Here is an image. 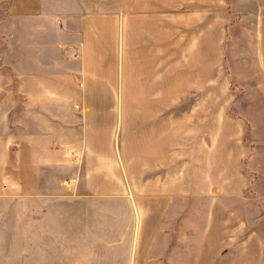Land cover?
<instances>
[{"label": "crops", "instance_id": "0c3cea01", "mask_svg": "<svg viewBox=\"0 0 264 264\" xmlns=\"http://www.w3.org/2000/svg\"><path fill=\"white\" fill-rule=\"evenodd\" d=\"M229 15L228 0H0V237L12 215L31 264H264L245 179L215 189L213 134L150 108L213 72ZM120 51L142 109L114 106Z\"/></svg>", "mask_w": 264, "mask_h": 264}, {"label": "rangeland", "instance_id": "374dc122", "mask_svg": "<svg viewBox=\"0 0 264 264\" xmlns=\"http://www.w3.org/2000/svg\"><path fill=\"white\" fill-rule=\"evenodd\" d=\"M259 6H264V0H228L230 21L224 24L222 36H214L216 45H221L222 49L213 52V72L199 68L197 84L187 90L189 92L183 94L182 99L154 100L150 108L158 109L162 113L160 118L179 116L181 108L183 114H188L187 126H190L192 118L191 125L197 127L199 139L203 142L208 140L211 144L210 135L213 134L211 161L215 189L227 182L228 178L231 188L238 189L239 183L243 182L241 180L245 179L242 192L251 209L246 212H254L252 205L262 211L260 230L264 238V15H253ZM236 10L244 13H237ZM123 57L124 53L120 51L118 76L121 81L118 84V99L113 101L114 106L118 110L127 107L142 109L143 101L122 97L125 91ZM98 103L105 105L101 100ZM188 109H192V112L189 113ZM122 118L123 126L126 127L127 117ZM206 127L210 131H206ZM118 130L124 132L125 128ZM117 137L115 134L116 147ZM124 166L119 164V168ZM226 169L229 175L222 174ZM183 173L185 178L190 179L188 171ZM240 173L244 178H238ZM122 176L125 183L129 182L124 172ZM244 211L245 206L240 209L241 213ZM12 218V215L7 216L5 236L0 237L4 240L0 243V264H31L29 244L25 242L28 233L22 234L23 242L19 243V236L14 237ZM236 247L234 245L231 250H237Z\"/></svg>", "mask_w": 264, "mask_h": 264}]
</instances>
